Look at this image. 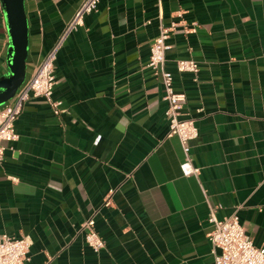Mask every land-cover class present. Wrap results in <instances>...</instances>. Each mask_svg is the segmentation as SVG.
I'll list each match as a JSON object with an SVG mask.
<instances>
[{
	"label": "crops",
	"instance_id": "1",
	"mask_svg": "<svg viewBox=\"0 0 264 264\" xmlns=\"http://www.w3.org/2000/svg\"><path fill=\"white\" fill-rule=\"evenodd\" d=\"M80 0H24L26 76ZM165 66L186 92L200 169L183 174L163 82L147 64L156 0H99L54 59L55 113L31 95L0 159V234H29L18 264H212L209 204L264 245V0H162ZM185 26H191L185 29ZM8 33L0 0V73ZM194 57V73L177 57ZM109 196L110 201L105 202ZM104 238L94 250L80 222Z\"/></svg>",
	"mask_w": 264,
	"mask_h": 264
},
{
	"label": "built area",
	"instance_id": "2",
	"mask_svg": "<svg viewBox=\"0 0 264 264\" xmlns=\"http://www.w3.org/2000/svg\"><path fill=\"white\" fill-rule=\"evenodd\" d=\"M98 1L80 0L78 2L55 40L34 65L32 72L20 83L13 95L0 104V159L4 154V141L13 140L18 135L14 120L31 95L42 96L55 113L66 109L61 104V99L52 95L56 81L54 72L56 52L66 36L84 22L85 14L97 8ZM156 2L159 7V30L150 43L147 64L160 75L163 82L162 96L167 102L165 108L168 119L167 134H175L179 138L183 152L179 162L181 172L197 175L200 167L193 161L190 140L197 135L198 126L195 117L186 114L183 109L186 101L185 90L174 86L173 71L165 66V51L169 46L167 37L178 21L171 20L165 23L162 20V0H156ZM190 28L192 27L185 26L186 30ZM175 65L177 70H189L196 73L199 62L191 56L177 57ZM109 201L108 196L105 202ZM207 218L211 223L207 236L212 244V264H264V245L255 243L246 232L236 209L229 214L218 216L216 206L209 204ZM94 221L92 215L86 216L80 222V229L84 232L86 242L94 250H98L104 245V238L96 229ZM31 241L29 234L11 235L5 232L0 234V264H18L28 258Z\"/></svg>",
	"mask_w": 264,
	"mask_h": 264
},
{
	"label": "water",
	"instance_id": "3",
	"mask_svg": "<svg viewBox=\"0 0 264 264\" xmlns=\"http://www.w3.org/2000/svg\"><path fill=\"white\" fill-rule=\"evenodd\" d=\"M4 11L8 45L7 68L0 73V104L13 95L26 77L28 52V20L24 0H1Z\"/></svg>",
	"mask_w": 264,
	"mask_h": 264
}]
</instances>
